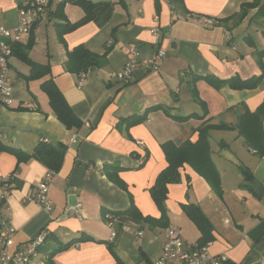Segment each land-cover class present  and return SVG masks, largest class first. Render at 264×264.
<instances>
[{
  "label": "crops",
  "instance_id": "crops-1",
  "mask_svg": "<svg viewBox=\"0 0 264 264\" xmlns=\"http://www.w3.org/2000/svg\"><path fill=\"white\" fill-rule=\"evenodd\" d=\"M29 0H0V25L14 30L19 8ZM83 5L49 0L43 18L16 43L9 57L11 105L0 104V141L31 154L40 142L65 145L62 162L48 187L52 209L25 201L26 193L49 168L35 158L17 164L12 152L0 151V177L12 172L16 185L2 198L0 228L9 222L15 229L10 251L21 248L47 230V238L30 264H46L58 243L84 239L55 252V264H152L158 257L168 226L186 243L197 242L200 232L182 210L196 204L211 224L212 254H225L223 264H264V234L258 240L252 230L264 219V191L257 195L243 186L247 169L264 188V156L248 148L236 129L208 132L210 155L220 176L221 196L188 164L179 169L180 180L167 185L166 228L125 221L108 224L106 213L127 209L131 203L143 216L160 212L149 188L167 166L161 145L194 142L202 122L234 125L245 107L260 108L264 130V17L250 8L239 21L228 17L252 0H82ZM86 13L89 19L84 20ZM210 18L212 24L202 21ZM84 20L80 23L81 20ZM80 23L63 31L61 25ZM159 29L158 41L151 29ZM82 44L92 53L106 52L101 67L89 66L79 77L65 70L66 52ZM137 46V55L129 52ZM157 70H145L142 61L158 48ZM26 54L27 59H23ZM29 62L48 65L49 73L31 77ZM136 64L127 80L116 72ZM192 75L197 78L188 82ZM207 76L223 81L219 87ZM257 79L253 88H234L228 79ZM52 79L72 112L81 121L67 128L55 115L42 87ZM194 88V93L192 92ZM154 106L156 109L150 110ZM190 116L177 121L168 115ZM205 114V116H204ZM145 116L139 123L136 117ZM74 137V141L72 138ZM104 164L123 168L118 175L126 190L103 173ZM51 171V170H50ZM81 203L82 219L69 216L68 195ZM103 211L105 212L103 214ZM4 222V224H3ZM114 229L116 235L110 239ZM141 232L136 236V232ZM2 264V263H0ZM7 264H17L14 261Z\"/></svg>",
  "mask_w": 264,
  "mask_h": 264
},
{
  "label": "trees",
  "instance_id": "trees-1",
  "mask_svg": "<svg viewBox=\"0 0 264 264\" xmlns=\"http://www.w3.org/2000/svg\"><path fill=\"white\" fill-rule=\"evenodd\" d=\"M73 3H79L83 5L82 0H65ZM175 5L180 4L181 0H171ZM86 8V4L83 5ZM250 8H257V15L264 17V0H252L241 4L239 10L235 12L232 16L228 17L233 22H239L248 12ZM89 19L88 13L84 20ZM83 19L80 21L82 23ZM79 22L72 25H61L63 31H68L73 29L75 26L80 24ZM16 45V44H15ZM15 45L13 46V52L15 50ZM12 52V53H13ZM264 55V49L260 52ZM106 52L102 55L92 53L86 49L82 44H79L68 50L66 52V60L64 62L65 70L75 74L77 77L84 74L89 66L101 67L105 62ZM23 59H27L26 54H23ZM28 60V59H27ZM31 77H35L38 74L49 73L48 65H41L37 63L29 62ZM197 78L196 75H192L188 82H192ZM209 83L215 87H219L223 81L215 79V77L207 76ZM231 87L234 88H253L257 83V79L240 80L231 78L226 80ZM42 87L45 90L49 104L55 113L56 117L67 127V128H78L82 125L81 121L74 115L71 108L67 104L61 92L55 87L52 79L45 80L42 83ZM194 93V88L192 90ZM158 106H154L150 110L156 109ZM244 111L238 118V121L234 125L229 124H211L202 122L195 130L198 133L197 139L192 142L185 140L184 142L176 145L171 141L165 142L161 145L165 158L167 161V166L161 170L152 186L149 188V193L157 206L160 216L158 218H153L150 216H143L139 210L135 207L133 203L125 210L115 211L113 215L116 216V225L120 226L125 221L142 222L148 224L150 227L166 228L168 226L167 222V209L165 200L167 199V185L171 183H177L180 180V173L178 169L183 164H188L195 172L202 176L212 190L221 196V184L220 176L213 163L210 155V147L208 140V132L215 128L224 129H236L238 135L242 136L245 144L248 148L253 149L259 157L264 156V130L262 128V116L263 112L261 108L256 112H250L245 107ZM165 112L177 121H184L190 116H196L199 119L203 118V115H196L192 113L190 115H171L168 111ZM205 116V114H204ZM145 119V116L136 117L133 123H139ZM65 145H50L45 142H40L34 148L31 154L25 153L18 148H13L7 146L0 141V151L12 152L16 159L17 164L26 161L29 158H35L45 164L49 170L55 172L58 170L63 155L65 153ZM123 168L116 164H104L103 173L109 181H111L116 186L126 190V185L123 180L119 177V171ZM243 173L244 182L242 185L251 187V181L253 176L247 169L241 170ZM11 179L9 180L13 188L16 185V178L14 173L11 174ZM182 210L190 218V220L196 225L200 232V237L198 238V244L202 245L210 241L211 238V224L207 217L203 214L201 209L193 203L182 204ZM105 212L103 211V214ZM252 234L256 236V240L264 234V219H262L259 224L252 230ZM84 239H90L85 237L74 238L65 243H57L55 247L51 250L48 257L46 258V264H55L51 257L52 255L61 250H65L74 246L76 243L83 241Z\"/></svg>",
  "mask_w": 264,
  "mask_h": 264
},
{
  "label": "built area",
  "instance_id": "built-area-1",
  "mask_svg": "<svg viewBox=\"0 0 264 264\" xmlns=\"http://www.w3.org/2000/svg\"><path fill=\"white\" fill-rule=\"evenodd\" d=\"M49 0H29L28 3L19 8V23L14 30H10L0 25V104L11 105L12 98V82L8 76L9 57L13 52L14 44L18 43L24 34L29 33L32 26L39 22L44 15L45 9ZM202 21L207 24H212L213 20L210 18H202ZM151 32L155 35L156 42L158 41L159 29L154 27ZM137 46L130 45L129 52L132 55H137ZM164 51L158 48L153 57L142 61V67L145 70H157L158 64L156 59L162 58ZM136 64L129 63L121 70L116 72V77L121 80L130 78L131 73ZM74 141V137L72 138ZM55 172L47 171L44 177L35 185V188L29 190L25 197V201H33L38 203L43 209L51 210L52 202L48 195V187ZM11 175L0 177V186L3 187L4 192L2 198H5L10 191L12 184L9 180ZM69 216L77 219H82L81 203L76 202L67 209ZM108 224L116 221V216L110 213L105 214ZM4 224V222H3ZM122 230H127L129 225L122 224ZM15 232L14 227L5 222L4 228H0V263L7 264L14 261L17 264H30L33 257L37 255L39 247L47 238V230L41 231L35 238L25 243L21 248L10 251L11 240ZM116 235V231L112 229L110 239ZM136 236H140L141 232H136ZM211 242L205 244H198V242L186 243L176 233L173 226H168L164 242L162 244L158 257L152 260V264H223L227 257L225 254H212L209 246Z\"/></svg>",
  "mask_w": 264,
  "mask_h": 264
},
{
  "label": "water",
  "instance_id": "water-1",
  "mask_svg": "<svg viewBox=\"0 0 264 264\" xmlns=\"http://www.w3.org/2000/svg\"><path fill=\"white\" fill-rule=\"evenodd\" d=\"M251 187L254 189L257 195H262L264 188L257 180L251 181ZM68 203L71 206L76 203L75 195L73 194L68 195Z\"/></svg>",
  "mask_w": 264,
  "mask_h": 264
}]
</instances>
